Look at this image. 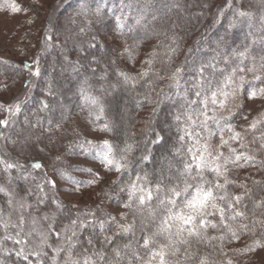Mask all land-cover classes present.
Returning <instances> with one entry per match:
<instances>
[{
	"label": "trees",
	"instance_id": "1",
	"mask_svg": "<svg viewBox=\"0 0 264 264\" xmlns=\"http://www.w3.org/2000/svg\"><path fill=\"white\" fill-rule=\"evenodd\" d=\"M59 1H63L67 8L57 12L53 20L71 25V29L67 25V28L59 27L56 31L65 37L58 49L62 58L56 60L50 74L48 70L38 69L44 78L49 75L51 82L45 99L20 109L32 123L41 125L62 123L76 113H83L92 126L105 135L111 144L115 161L125 165L120 172L115 167L109 170L105 165L110 173L116 175L109 187H105V197L101 199L105 204L124 205L127 193L120 189L137 175L146 177L150 188L155 189L159 184V197L165 198L168 189L180 182L179 171L183 163L190 160L187 154L189 146L179 139L183 135L180 131L182 126L175 118L187 106L185 98H195L197 88L194 84L197 79L201 78L202 81L206 77L207 80L208 61L204 59H211L220 49L229 52L232 48L234 42L231 35L223 28L231 22L232 14H238L235 13L237 10H227L225 22L214 26L213 22L218 18L214 12H207L205 0ZM235 1L240 4L242 0ZM235 1L231 0V3ZM259 10L264 13V6L257 7L255 13H261ZM73 14L79 15L73 20L74 23L69 20ZM240 21L237 20L235 24ZM103 31L105 35L111 33L119 38L122 44L120 50L111 43L101 45L97 35ZM248 37L241 41L249 43ZM147 42L159 44L165 51L167 46L169 49L174 48V53L168 56L170 59L186 49L187 56L195 47L187 63L186 60L177 63V68L182 69L178 88L170 87L173 83L170 77L175 70L170 73L173 63L165 60L167 55L163 49L154 53L155 56L144 71L138 70L134 60ZM204 43H207V48L202 51ZM261 43H264V39ZM262 47L259 48L263 50ZM260 52L257 51L258 54ZM194 57L199 60L194 61ZM259 58L264 63V53H260ZM168 71L169 75H166ZM145 72L147 76L142 75ZM122 73L129 79L125 80ZM164 74L170 79L165 83V88L161 89V75ZM0 75L8 76L3 85H9L10 81L17 83L20 79L14 72L5 74L1 69ZM132 94L141 99L128 107L130 118L124 123L117 118L118 109L126 95ZM101 107L103 114H100ZM0 115V120L8 117V113H2V110ZM4 128L0 126V132ZM262 137L264 133H257L246 139V153L254 159L244 167H264ZM166 156L172 157L173 166L169 170L165 167L162 169L160 163ZM14 168L7 171L0 163V189H3L0 191V264H74L86 256L99 264H135L145 262L150 254L149 249L158 248L161 244L169 245L166 256L168 264H201L202 260L206 264H227L228 260L232 264H239L245 257V249L255 247V241L264 245V241L254 239L261 230L264 236V170L261 182L253 176L249 179V173V178L245 177V173L227 178L229 183L226 190L229 196H244L238 207L245 212V217L228 221L238 233L241 223L248 225V230L240 234L239 239H231L227 229L208 228L206 234L196 237L188 236L187 233L178 236L173 228L171 236L167 233L156 235L155 243L146 249L143 247L145 237L153 236L164 215L163 208H158L155 193L148 205L128 208L132 225L129 231L122 233L118 228L109 226L104 230L95 215L54 204L55 197L38 187L36 179L28 177L27 169ZM204 177L209 181L216 179L210 171H205ZM220 183H224L222 178ZM240 189L243 191L239 192ZM258 193L261 200L256 198ZM181 200L182 197L177 198V203ZM99 206L101 210L103 205ZM150 212H155V217ZM43 215H48V220H43ZM73 221L76 223L73 224ZM44 233H48L45 240L39 236ZM221 235L225 239H211ZM17 239L26 243L18 244ZM239 243L243 245H237ZM37 251L40 252L39 256L32 255Z\"/></svg>",
	"mask_w": 264,
	"mask_h": 264
},
{
	"label": "rangeland",
	"instance_id": "2",
	"mask_svg": "<svg viewBox=\"0 0 264 264\" xmlns=\"http://www.w3.org/2000/svg\"><path fill=\"white\" fill-rule=\"evenodd\" d=\"M204 2L207 5V12H214L218 18V20H214V26L225 22V14L231 8L232 11L237 10L235 13L243 11L246 15L240 18L238 14H232L231 22L223 28L229 32L230 38L234 42L230 51L226 52L224 49H220L219 52H215V56L213 55L211 59H204L208 61L207 80L205 81V77L202 81H204V88L209 96L211 91L223 88L226 77L231 76L232 83L224 88V91L229 93L227 98L219 96L216 105L209 103L207 114L211 119L208 120V130L196 127L193 129V134L200 133L197 138L200 139L201 144L205 142L208 144L209 151L213 155L219 150L225 156H229L227 146L218 148L221 143L222 129L224 140H228L231 146L237 148L238 151L247 152L245 144L248 136L264 133V122L259 123L255 130L249 128L254 120L264 121V94L260 93V89H264V63L259 58L260 53H264V49L259 48L264 46V43H261L264 38H260L264 36V13L261 10H259L261 13H255L257 7L264 6V0H242L240 4H236V1L231 3V0H205ZM229 3L232 5L231 7H229ZM12 5H15L19 10L13 12ZM64 8L67 7L64 6L63 1L60 2L59 0H0V69L5 74L14 72L15 75L20 76L17 83L10 81L9 85L8 83L3 85L7 82L5 78L8 76L0 75V105H3L0 110L2 113H8L7 118L9 119L8 126L2 130L4 136L0 138V160L15 165L14 169H27L28 177L36 179L38 187L55 197L54 204H58L60 207L62 205L63 208L71 207L81 211L85 210L99 219L98 221L104 230L109 226V228H118V231L123 233L126 232L123 227L131 225L128 216L129 210L123 205L105 204L101 200L105 197L106 188L116 178V175L106 169L98 155L106 137L92 126L87 116L83 113H76L68 121L41 125L32 123L22 110L17 113L18 115H10L6 111L9 106L17 103L23 109V106L28 107L35 102H41L48 95L51 86L49 75L44 78L39 70L38 75L35 73L37 69L41 68L48 70L50 74L55 68L56 60L62 58L58 49L62 46L65 37L56 31L59 27H66L68 23H59L58 20L57 22L53 19L56 13ZM78 16L73 14L69 20L73 21ZM239 19L241 21L235 24ZM68 27L71 29V25ZM248 35L249 43L241 41ZM97 36V39L102 42L101 45L107 42L113 44L117 49L122 47L119 38L111 33L105 35V31H103ZM206 48L207 43H204L202 51ZM161 49L165 51V48L159 44L145 43L140 49V55L135 60L133 59L138 70L144 71L148 64L146 61H152L156 52L161 51ZM193 50H196L195 47ZM258 50L261 51L259 54L257 53ZM186 51L187 49L180 54H175L170 59L168 56L174 53V48L169 49L167 46L165 60L173 63L170 73L177 69L179 61L186 60L187 63V60L190 59L192 51H189L185 56ZM241 52L245 53L243 57L239 55ZM122 53L124 52L122 51ZM200 59L202 60V57ZM197 60L199 59L196 57L194 61ZM25 65L28 67L26 68ZM253 68V71H249ZM233 70H235L234 75ZM166 75H169V71L166 72ZM257 76L260 79H256ZM170 78L165 74L161 75L159 87L164 89L165 83ZM200 81L201 78L197 79L194 86ZM252 91H256L257 95L255 98L249 99V93ZM140 99L141 97L134 94L126 95L118 109L117 118L124 123L127 122L130 118L128 107ZM221 100L224 102L222 107L219 104ZM199 107L203 106L200 105ZM214 120L219 123H215ZM197 123L199 124V121ZM229 125L234 131L241 133L242 141L232 142L230 140L232 132L228 131ZM210 133L212 134L210 135ZM261 140L264 142V138ZM240 143H243L245 147L240 148ZM185 144L190 146L191 142L186 138ZM262 152L263 156L264 150ZM171 161L172 157L170 156L161 160L162 169L163 167L167 170L172 168ZM35 163H39L41 167L39 169L34 168L33 164ZM1 165L5 167L3 163ZM227 167L228 179L238 177L240 173H245V177L249 178V173V179L253 176L257 181L261 182L262 180L264 167L260 165L242 167L241 170L231 164ZM238 191L242 192L243 190ZM256 198L261 200L259 193ZM262 202L264 207V201ZM99 205H103L101 210ZM47 216L43 215V220H48ZM209 219L218 220V217H209ZM219 228L226 229L223 226ZM262 233L263 230L256 234L254 239H260L263 242ZM39 236L45 240L48 233ZM241 243L237 245H243ZM260 245L253 247V250L249 252L246 251L245 257L239 264H264V245L262 243ZM80 264H83V260L80 261ZM135 264H144V262ZM153 264H158V261H154Z\"/></svg>",
	"mask_w": 264,
	"mask_h": 264
},
{
	"label": "snow or ice",
	"instance_id": "3",
	"mask_svg": "<svg viewBox=\"0 0 264 264\" xmlns=\"http://www.w3.org/2000/svg\"><path fill=\"white\" fill-rule=\"evenodd\" d=\"M11 7L13 12L19 10L15 7V5H12ZM238 15L245 16L246 13L241 11ZM137 23H139V21H137ZM239 55L243 57L245 53L241 52ZM146 63L150 64L151 61H146ZM25 67L27 68L28 65H25ZM253 70L254 68L249 69V71ZM200 71L202 74L203 69ZM241 71H243V69H241ZM181 72V68H177L175 70V73L171 77L173 83L170 87H179V77ZM35 74H39L38 69ZM234 74L235 70H233V75ZM121 75H124L125 80L129 79L126 74L122 73ZM142 75L147 76L148 73L145 72ZM256 79H260V77L257 76ZM241 80H243V77H241ZM231 83V76L226 77L223 88H219L217 91H211V95L209 96L204 88V81H200L197 82L196 85V99L188 100L185 98L187 106L184 108L182 113L176 116L175 119L177 123L182 126L180 131H182L183 135L179 137L180 141L185 142L187 138V140L191 142L190 146L187 148V154L190 156V160L183 163V168L179 171L180 182L168 189V194L165 198L160 199L159 197V192L161 190L159 184L156 185L155 189L150 188L147 186L146 177L139 175H137L135 179H130L128 184L121 187V192L127 193V201L124 202L123 205L125 208H132L133 205L142 208L148 205V203L153 199V195L155 193L158 200V208H163L164 210V215L160 219L157 231L153 233V236L145 237L143 244L144 248L149 249V245L151 243H155L154 237L156 235L167 233L171 236L173 228H175V234L178 236L183 233H187L188 236L201 237L202 234H206L208 228L217 229L223 226L227 229V232L230 233L231 239H239V235L248 230V225L241 223L239 225L240 232L238 233L237 230L233 229L228 224V221H236L237 218L243 219L245 217V212L240 211L238 207L244 199V196L232 195L230 197L226 190L229 183L227 179V166L231 164L235 167H244L245 164L253 160L254 157L248 155L246 152L238 151L237 148L232 147L228 140H224L222 129L221 143L218 148L227 146L230 153L229 156H225L224 153L219 150H217V153L213 155L209 151L208 144L206 142L201 144L200 139L197 138L200 136V133L197 132L195 135L193 134V129L196 127L208 130V120L211 119L207 114L208 105L209 103L216 105L219 96L227 98L229 93L224 91V88H227ZM260 93L264 94V89H260ZM256 95V91L250 92L249 99L255 98ZM93 103H95V101H93ZM223 103V100L219 102L221 107L223 106ZM200 105L203 107H199ZM44 106L47 107V105ZM0 108H3V105H0ZM20 110L19 103L9 106L6 109L10 115H16L20 112ZM100 114H103V107L100 108ZM97 118L99 119V116ZM197 121H199V124ZM214 122L217 124L219 123L215 120ZM262 122L264 121L254 120L249 126L250 130H255L258 124ZM8 123L9 120L7 118L0 120V126L7 127ZM105 128H107V125H105ZM228 131L232 132V136L230 137L232 142H240L243 140L241 133L234 131L231 125L228 126ZM211 134L212 133H210V135ZM3 136L4 133L0 132V138H3ZM197 145H199V147H197ZM244 147L245 145L240 143V148ZM261 147H264V145H261ZM98 155L101 158V162L109 167V170H111L112 167H115V170L120 172L121 169L125 167V165L119 164L115 161L112 156L111 144L107 140L103 142V147L99 150ZM241 161L244 163H241ZM0 163H3L7 169L15 167V165L7 163L3 160H0ZM33 167L40 168L41 165L39 163H35L33 164ZM205 171L212 172L216 177L215 181L205 179ZM221 178L224 180V183H220ZM2 190L3 189H0V191ZM180 197H182V200L180 203H177V198ZM218 201L223 203H218ZM150 215L155 217V212H150ZM209 217H218V220L209 219ZM22 222L21 218V223ZM75 223L76 221H73V224ZM257 223H259V221H257ZM3 226L7 227V224H4ZM131 227L132 225L123 227V230L127 232L131 229ZM17 236H19V233H17ZM211 239L223 240L225 239V236L221 235L219 237H211ZM16 243H26V241L17 239ZM254 244L255 246H261L260 241L258 240L255 241ZM168 247L169 245L161 244L158 248L149 249L150 254L144 264H153L154 261H158V264H168V261L166 260ZM250 250H253L252 246L245 249V251ZM32 255L39 256L40 252H33ZM116 255L119 257L120 253L117 251ZM24 258L27 259V256ZM137 258L139 259V257ZM74 264H80V262L76 261ZM83 264H94V262L91 260V257L86 256L83 260ZM201 264H206V261L202 260ZM227 264H232V261L228 260Z\"/></svg>",
	"mask_w": 264,
	"mask_h": 264
}]
</instances>
